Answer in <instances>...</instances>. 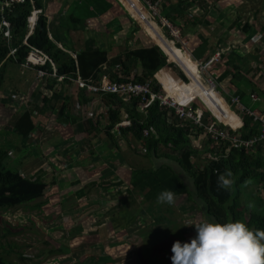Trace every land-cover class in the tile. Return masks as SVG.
<instances>
[{"label":"crops","instance_id":"1","mask_svg":"<svg viewBox=\"0 0 264 264\" xmlns=\"http://www.w3.org/2000/svg\"><path fill=\"white\" fill-rule=\"evenodd\" d=\"M143 2V7L150 13V6L153 3L148 0ZM43 4L46 16L49 18L50 38L61 51L69 54L77 62L79 57H83L94 51H100L106 54V60H97V66L88 70L87 76H85L84 70L82 74L78 70L80 79L86 82L101 83L103 80H106L107 82L114 83L118 79L126 82L128 79H136V76L140 78L144 77L141 75L143 68L140 63H133V66L130 63L123 64L125 69H130L128 72L123 69V65L117 67L112 63L121 58L127 62V55L129 53L151 46L155 47L157 43L155 42V38L166 52L168 48L175 52V57L171 56V58L177 65L182 67L177 61L178 58L184 64L185 68H187L185 61L173 48L171 43L167 42L155 27L154 30L150 28L148 21L152 20L146 15L144 20L143 12L138 7L135 8L137 10L135 12L128 3L134 16L138 14L140 18L142 16L143 19H141L143 22L146 21V23L144 22L145 25L140 23L141 21L139 22L135 18L136 16L134 17L120 0H44ZM205 6L208 12L207 14L209 15L208 20L206 16L204 18L199 13L200 9ZM159 10V18H155L154 20L159 26L165 27L170 25L172 26L171 29L178 30L179 42L174 43L172 40L171 42L174 47H180V53H182L185 60L194 69L195 74L190 71L191 75L199 82L201 88L194 83L190 75L186 72L189 78L185 75L184 70L182 71L183 67L180 70L175 66L188 79L189 87L191 86L197 96L201 97L202 90L207 91L212 100L219 103L227 113V120L222 121L223 123L218 122L219 124L217 125L229 129L232 123L236 124L238 131L241 133L250 134L253 131L260 132L261 122L256 119H251L253 117H250L247 112L250 111L257 116H264V0H162L159 4ZM162 12L165 15L164 17L162 16ZM172 14H174L173 17H170ZM146 26L148 28H145ZM145 29H149L154 36L150 32H146ZM166 36H169V34H166ZM160 38H162V41ZM203 38L206 40L204 43ZM184 47H186V50H184ZM218 55L222 56L221 63L210 70L217 81L216 93L204 84L203 77L198 70L202 65L208 63L213 57ZM167 59L169 64L174 65L170 63L169 58ZM20 68L30 70L21 66ZM126 73H129L128 77ZM67 82H63L61 85L67 84L66 88H73L72 83ZM159 90L174 100L175 98H183V93L181 94V91L174 86L166 84ZM66 94H68L67 91ZM80 94V107L82 111L86 109L90 110V116L93 121L89 118L92 124L87 123L95 131L91 132L87 126L82 130L78 123L71 124L59 117L58 120L61 125L76 128L80 132L74 136L63 133L62 137L60 134L50 141V148L47 151V155L52 163L50 165V168H52L51 171L55 173L48 172L46 169L41 171L39 175H42L48 187L44 197L29 203L30 208L34 216H44L45 220L53 221L49 225H52V228L55 229L61 228V222L56 223V221L58 219L61 220L65 216L64 207L67 208L66 205L70 202L72 205L74 204V207L77 205L80 207L85 206L83 209L80 208V211L89 215V218H95L97 216L99 221H101V218L104 216V220L107 222L104 225L108 226L111 230H130L133 233L134 230L131 229L139 220L137 216L140 213H146L150 210L148 209L149 207H145L146 209L139 208V212L136 213V211L131 209L133 205L132 201L145 200L143 201L145 204L147 202L151 205L160 204L155 202L157 195L148 194L149 190L144 191L141 189L140 193H137L139 188H136V183L142 184L141 175L138 176V173L141 174L145 170H155L167 163L164 164V156L155 157V155H152L151 157L154 158L155 162L157 163V160L162 161V165L155 168H148L145 164H141L140 168H137L135 164L137 161L135 159L138 157L134 156V150H136L137 145L141 144L143 147L144 145L135 139L132 133L124 134V129L129 126H125L123 130L121 129V133L117 128L112 130L113 133L111 131L107 132L104 129L102 131V128L107 126L110 121L105 119V117L108 118L107 110L110 107L117 109V104L114 102L110 104L106 101L108 97H94L85 91H81ZM254 96L258 97L260 101L254 102ZM66 97L69 99L68 96ZM237 99L239 100V105L236 106L233 104V101ZM126 100V98L120 100L124 106L121 104L118 105L120 107L118 109L124 113V118L127 114V109H130L128 105H131L127 104L125 102ZM85 101L89 102L87 104L82 103ZM65 102L66 100L63 99L57 103L58 108L54 109L56 115L60 111V106ZM198 106L201 107L199 104ZM203 108H198L196 114L204 122L209 123L207 119L208 113ZM211 110L215 114L216 119L217 117L224 119L215 110ZM70 114H72L71 111ZM78 118L82 122L84 121L83 118ZM245 118L253 120V124L247 127L246 130H244L243 124ZM167 122H169L168 119ZM169 123L183 125L176 120L170 121ZM35 130L39 133L38 126ZM195 130V134L191 136V145L198 152L199 144H197V141L199 138H202L204 145L206 142L207 148L206 150H201L203 147L201 145L200 150L205 151L204 158L206 160L197 161L193 159L196 155L191 158L192 161L202 162L204 166L210 160H215V157L218 155L211 154L208 151L209 136L203 131L199 132V129ZM28 138H30L32 144L33 134L31 133L28 137L20 139L21 144L19 148H16V151H32L33 153L38 151L39 153L41 149L40 140H36V145L32 146ZM11 150L14 149L11 148ZM11 150L9 152L10 154H12ZM89 152L92 155L86 157ZM164 153H166L165 149L161 148L160 154ZM169 153L179 156L178 152L170 151ZM41 156L37 157L40 158ZM90 159L93 161L90 162ZM14 162L15 164L20 163V159L18 162V156L14 159ZM170 166L180 175L182 180V172L179 167L175 164ZM15 170L20 171L18 167ZM21 176L25 178L31 177L23 176L22 174ZM190 184L193 187L192 180ZM51 186H53L52 192ZM158 192L160 193L161 191L159 190ZM183 195L175 194V200H182ZM45 197L50 200H43ZM98 227L100 228L101 226ZM84 228L82 226L79 227L83 231ZM58 230L54 231V235L58 233L56 235L57 237H66L65 232L60 233ZM71 233L67 237L74 235ZM114 235L111 236L112 239H116ZM73 247L74 249H72ZM79 247L71 243L70 248H68L71 249V254H76L75 250H79ZM97 249L101 253L105 252V248L103 247ZM97 249L94 248L93 250L96 251ZM80 250L85 251L86 254L92 253L90 250H85L84 248ZM108 250L111 251V248ZM99 258L95 257L94 261L98 262ZM68 259L72 260L73 257L69 255L60 261L62 263L63 260Z\"/></svg>","mask_w":264,"mask_h":264},{"label":"trees","instance_id":"2","mask_svg":"<svg viewBox=\"0 0 264 264\" xmlns=\"http://www.w3.org/2000/svg\"><path fill=\"white\" fill-rule=\"evenodd\" d=\"M10 1L11 0H0V29H2L3 22L6 21L13 32L16 53L14 57H9L10 50L7 47V38L2 37L0 31V93H2L7 81V71L13 68L20 69V65L26 62L22 67L37 71V73L41 72L45 74L47 84L50 83L54 89L53 93L46 96L43 101L44 108L41 109V111L42 113H46L50 109H55L54 106L61 100L64 99L68 102L66 97L67 94L64 89L67 84L61 85L63 83L62 79H79L80 75L78 74V70L81 74L84 70V74L87 76L88 70L97 66V60H106V54L100 51H94L83 57H79L77 62L69 54L61 51L50 38L49 18L45 13L44 0H15L13 3ZM134 1L137 7L142 10L143 14L154 22V27L161 33L163 38L171 43L173 48L179 53L185 61L189 71L195 74L192 66L185 60L182 53H180V47H174L173 43L170 41L171 39L168 36H166L167 38L164 36L159 25L152 15L145 10L141 2L139 0ZM148 1L154 5L162 2V0ZM7 2H10L9 6H5ZM35 10L44 11L40 14L39 20L38 13L35 12ZM135 16L140 19L139 21H142L138 14H135ZM30 19L32 28L38 20L36 29L32 35ZM19 35L21 36L20 42L15 38ZM204 42H206V40L203 38V43ZM157 45L162 48L171 62H175L159 42H157ZM11 58H13L15 62ZM47 58L54 63L57 68V73L55 72L53 64L51 61H48ZM125 63H130L132 66L134 65L133 63L141 64L144 70V77L140 78L136 76V82L145 83L149 79L154 80V90L156 92L160 91L159 89L166 84L174 86L181 91V94L183 93V98H175V101L180 105L193 108L194 112H196L198 108L204 107L203 109L212 117V119L209 120V124L216 122V124H219L222 122L216 119L203 103H201L196 92L192 90L191 86L189 87L188 79L175 65L168 63V59L156 46L131 52L127 55V62L121 58L114 61L112 64L118 67ZM10 65L15 66L10 67ZM123 69H125L124 65ZM125 70L127 72L130 71L128 68ZM55 74L57 77H55ZM128 74L129 73H126L127 77ZM197 79L201 81L198 77ZM116 81L118 83L125 82L122 79ZM114 100H117V98L108 97L106 99L110 104H112ZM88 102L89 101H85L82 103L87 104ZM120 104L124 106L121 101ZM198 104L201 105V107L198 106ZM118 108L120 107L117 106L116 110H109V112H107V117L110 120L109 124L106 126L107 132L111 131L112 133L114 127L124 118V113ZM124 108L126 109V107ZM127 113L130 114L132 118V125L124 129V134L129 132L132 133L135 139L142 142L149 156H164L163 158L165 160L176 163L182 170V174L185 172L193 181V188H191L183 179V181L181 180L180 175L177 174L170 165L165 164L155 170L143 171V174L145 173L143 179H141L143 186L137 182L136 188H140L144 191L149 190V195L155 194L157 196L159 190L162 191L166 189L172 190L175 194L186 193L189 200L197 201L198 205L203 207V210L206 211L208 219L210 220H215L220 223L243 221L251 229L264 230V200L259 198L258 194H256L257 200L254 202L248 200V202L244 204L240 199L242 196V189L247 185V182L250 180H256L258 184L264 182V146L256 147L254 151L249 152L245 149H231L226 142L218 144V142L209 139L208 151L211 152V154L218 155L220 159L210 160L203 166L201 163L194 160L192 161L191 158L198 153L191 145V136L195 134L196 131L193 124H171L167 122V111L160 109L157 103L155 104L152 101L143 102L141 99L134 100L132 109H127ZM58 117H60V119H65V121L71 124L78 123L82 130L85 129V120L82 122L78 117H74L70 114L67 103L60 106ZM251 119L245 118V121L243 120L244 130L253 124V120ZM87 122L92 124L89 118ZM36 128L37 123L34 120V111L27 109L26 111H22L19 117H16L10 129L14 135L23 138L28 137ZM146 128L154 129L151 135L145 137L144 130ZM198 129L199 132L203 131V128L198 127ZM229 129L232 133H239L244 138H249L259 133L258 131H253L250 134L241 133L238 131L236 124L232 123ZM11 148L14 149L10 144L0 146V212L9 209H18L23 205H27L44 197L48 187L42 175H39V173L32 177L25 178L21 176L20 171H16L15 168L9 164V152ZM161 148L167 149L168 151L164 154H160ZM221 149H223V152ZM169 151L178 152L179 156L172 155ZM228 171L232 173L229 179H231L233 183L228 188H222L218 185V177ZM140 175L141 174L138 173V176ZM155 202H157V200H155ZM166 205L167 207L169 206V204ZM155 206L161 210V207L165 205H150L148 208L150 214L155 215ZM0 264H6L1 256Z\"/></svg>","mask_w":264,"mask_h":264},{"label":"rangeland","instance_id":"3","mask_svg":"<svg viewBox=\"0 0 264 264\" xmlns=\"http://www.w3.org/2000/svg\"><path fill=\"white\" fill-rule=\"evenodd\" d=\"M205 8L206 6L200 9L199 13H201L204 18L206 16L208 20L209 15ZM173 15L174 14L170 17H173ZM162 16H165L163 12ZM156 18H159V16ZM141 23L144 24L143 21H141ZM171 27L170 25L165 27L159 26L165 37L166 34H169L172 37H168L174 43L179 42L178 38L174 37L173 31L170 29ZM145 28L148 27L146 26ZM147 30L146 32H150V34L154 36L150 30ZM0 31L2 37L7 38L9 42L7 46L10 50L9 52L14 53L16 48L13 36L6 34L2 29H0ZM15 38L20 42V35ZM155 42H158L156 38ZM185 48L186 47H184V50H186ZM11 59L15 62L13 58ZM24 64H26V62ZM24 64L19 65L22 67ZM13 66L15 65H10V67ZM141 75L144 76L143 69ZM209 80L207 75L203 76L205 85L210 86ZM53 91L54 89L51 84H47V81L39 76L37 71H30L22 68H13L7 71V81L2 93H0V146L10 144V146L14 147V150H11L12 154H9V164L13 166V168L18 167V169L27 176L32 177L38 173L40 174L41 171L45 169L48 172L55 173L51 171L52 168H50V165H52V163L47 155V151L50 148V141L60 134L62 137L63 133L74 136L80 132L76 130V128L74 129L72 127H64L63 124L61 125L58 120L59 117L55 114L54 109L42 113L41 109L44 108L43 101L45 97L51 95ZM66 91L69 99L68 102L65 103L68 104L69 111H71L74 116L83 118L86 123L85 126H87L91 132H94L95 130L91 129V126L87 123L88 118L93 121L90 116V110L86 109L82 111L80 107L81 100H79V96L82 94H80L82 90L74 86L73 88H65V92ZM57 106L58 104H56L54 108L57 109ZM27 109L34 111V120L39 128V139H37L41 142L39 153L38 151L34 153L32 151H16V148L20 147L21 138L20 136L14 135L10 129L16 117H19L20 113ZM105 119L109 120L106 117ZM207 119L211 120L212 117L208 115ZM103 129L106 130V126L102 128V131ZM197 144H199V151L193 159L200 161L206 160L204 158L205 151H201L206 150V142L204 145L202 138H199ZM201 145L203 146L202 148ZM165 151L167 152L168 150L165 149ZM40 155H42L40 158L37 157ZM90 155H92L91 152L87 153L86 157H90ZM16 156H18V162L20 159L19 164H15L14 162ZM134 156L138 157L135 159L137 161L135 162L137 168H140L141 164H145L148 168H155L162 165V161L157 160L156 163L153 157L147 155L146 150L141 144L136 146ZM89 161L92 162L93 160L90 159ZM165 163L176 165L174 162L164 160V164ZM199 163L202 164V162ZM144 174L141 172L142 179ZM59 176H61V174H59ZM182 178L187 185H191L192 178L188 174L184 172ZM52 187L53 186H51V192ZM140 191L141 189L139 188L137 193H140ZM256 194H258L259 198L264 200V182L258 184L256 180H250L247 182V185L243 187L240 199L244 204H246L248 200L254 202L257 200ZM46 199L48 198L45 197L43 200ZM143 201L145 200H133L131 209L137 213L139 212V208L146 209L145 207H150V203L147 202V204H145ZM164 205V207H161V210L155 206V215H150V211L140 213V215L137 216L139 220L131 229L134 230L133 233H131L132 231L130 230H111L108 226L104 225L107 223L106 220H104V216L101 218V221H99L97 216L95 218H89V215L80 211V208L83 209L85 206L80 207L77 205L74 207V204L72 205L70 202L66 205L67 208L64 207L65 216L61 218V220H55L56 223L59 221L61 222V228L55 229L52 228V225H49L53 221L45 220L44 216H34L30 204L23 205L18 209L5 210L0 212V256L6 264H172L171 256L173 253L171 249L174 242L177 240L181 242L189 241L196 234L195 224L211 220L208 219V215L206 211L203 210V207H200L197 201L189 200L187 194L183 195L182 200H175V202L168 207L166 204ZM70 207L72 208L70 209ZM80 226L83 228L85 227L84 231L79 229ZM98 226L101 227L99 228ZM55 230H58L60 233L65 232L66 237H57L56 235L58 233L54 235ZM70 233L76 236L67 237ZM112 235L116 236V239H112ZM71 243L80 246L78 248L79 250H75L76 254H71V249H69ZM101 247L105 248L104 253L99 252V249H97ZM83 248L85 250H90L92 253L86 254L85 251L80 250ZM94 248L97 250H93ZM109 248H111V251L108 250ZM72 249H74V247ZM63 251L65 252L63 253ZM68 251H70V253H68ZM69 255H71L73 259L63 260L61 263L60 260ZM95 257H100L98 262L94 261Z\"/></svg>","mask_w":264,"mask_h":264},{"label":"bare ground","instance_id":"4","mask_svg":"<svg viewBox=\"0 0 264 264\" xmlns=\"http://www.w3.org/2000/svg\"><path fill=\"white\" fill-rule=\"evenodd\" d=\"M120 1L128 8L130 13L134 16V14L132 13L131 8L127 4V2L132 6L134 11L137 12V10L135 9V8H137V5H136L135 1L134 0H120ZM139 1L141 2V4H143L144 3L143 1H146V0H139ZM10 2L13 3V2H15V0H11ZM10 2L5 3V6H9ZM150 7H151L150 8V14L155 19L160 14L159 3L156 4V5L151 4ZM35 12L38 13V20H39L40 14L42 13V11L36 10ZM35 12H34V14H35ZM142 15H143V18L145 20L146 16L143 13H142ZM141 18H142V16H141ZM38 20H37V23H38ZM137 20L139 21L140 19L137 18ZM144 22L146 23V21H144ZM37 23L32 28V23H31V19H30L31 35L35 31ZM148 25L150 26V28L152 30H154V24H153L152 21H148ZM2 30L4 32H6V34H9V35L13 36V32L11 31V29H10V27H9V25H8V23L6 21H4L3 24H2ZM172 31H173L174 37L178 38L179 37L178 30L172 28ZM160 40L162 41V38H160ZM7 43H9L8 40H7ZM156 46L168 58L166 53L162 50V48L160 46L157 45V43H156ZM167 52H168V54L170 56L175 57V54H174L175 52L172 49L168 48ZM15 53H16V49H15L14 53L13 52L10 53L9 57H14ZM47 60L51 61L49 58H47ZM221 60H222V56L221 55L213 57L208 63L202 65L199 68V70H198L202 77L204 75L208 76V78L210 79L209 80L210 81V86H208V87L211 88L216 93H217V81H216L215 77H213L212 72H210V70L213 67H215L218 64H220ZM177 61H178V63H180V65L183 67V69H182V67L177 65L175 62H171L170 61V63L176 65L180 70L181 69H182V71L184 70L183 72L184 73L186 72L188 75H190V77L192 78L194 83L196 85H198V87L201 88L199 82L195 79V77L193 75H191L189 69L185 68L184 64L178 58H177ZM51 63L53 64L55 72L57 73V69H56L54 63L52 61H51ZM186 73H185V75H186ZM41 74H43V73H41V72L38 73L39 76H41ZM135 75H137V73H135ZM188 75H186V76H188ZM55 77H57L56 74H55ZM43 78L45 80V78H46L45 74H44ZM62 80H63V82L64 81L71 82L73 87L74 86L78 87V84H77L78 81H82L83 83H85V85L93 84L92 82H86L85 80L80 79V77L77 80L73 79V78L62 79ZM101 84H102L103 87H107V86H122V85L134 84L135 86H140V87H144V88L148 89V93H142V94H132V93H129V94H109V93H103L102 92L101 94H98V95L94 96V97H116L117 100H114L113 102L116 103L117 106L120 105V100L124 99V98L127 99L125 101L127 104H131V105H128V107H130V109H132L133 101L136 100V99H141L143 102L152 101L155 104L157 103V105L159 106L160 109L167 111V113H168L167 117H168V121L169 122L173 121V120H176L177 122L182 123L183 125H187L188 123H191V124H193L195 126L194 127L195 129H198V127L203 128V132H205L209 136L210 139H212L213 141L218 142V144H221V142H226V144H228L229 147H231V149L232 148L245 149V150H247L249 152L254 151L256 149V147L264 146V137H263V134H264V116H257V115H255V113L250 112V111L247 112L250 117H253L254 119H256V120L261 122V130H260V132L258 134L250 136L249 138H244L240 134L232 133L230 131V129L223 128L220 125L218 126L216 123L209 124V123L204 122L196 114V112H194L193 108H188V107H184V106L180 105L177 101H175L174 99L168 97L162 91L156 92L154 90V80H150L149 79L145 83L136 82L134 78L128 79L126 82H123V83H118V82H114L113 83V82H109V81L107 82L106 80H103L101 82ZM82 91H85V90H82ZM201 92H202V94H201L202 98L199 97V96L198 97L200 98V100L202 101L204 106L207 109L210 107L211 109L215 110L216 113L219 116H222L224 118V119H220V118L217 117V119H219V120H221L223 122L226 121L227 120L226 118L228 116H227V113L224 111L223 107H221V105L219 103H216L215 101H213L207 91L202 90ZM163 100L170 101V102H175L176 106L178 108H180V113H177V108H173V107H171V106H169L167 104H163ZM253 100H254V102H259L260 101L259 98L256 97V96L253 97ZM233 104L236 105V106L239 105V100L237 99V100L233 101ZM210 108L208 109L209 112L212 115H215V114H213V112H212V110ZM242 109L244 110V108H242ZM109 110H116V109H114V107H110L107 110V112H109ZM131 125H132V118L130 117V114L127 113L125 118H124V120L119 122L116 125V127H114V128H117L118 130H120V133H121V129L123 130V128L125 126H129L130 127ZM153 129L154 128H152V129L151 128H146L144 130L145 137L151 135V133L153 132ZM32 134H33V138H34L32 140V144H31L30 138H28V139H29L30 145L35 146L36 145V140L38 139V135L37 134H39V133L36 130H34L32 132ZM221 151L223 152V149H221ZM218 159H220V157L216 156L215 160H218Z\"/></svg>","mask_w":264,"mask_h":264},{"label":"clouds","instance_id":"5","mask_svg":"<svg viewBox=\"0 0 264 264\" xmlns=\"http://www.w3.org/2000/svg\"><path fill=\"white\" fill-rule=\"evenodd\" d=\"M231 176V171L221 174L218 185L230 187ZM157 202L171 205L175 202V193L162 190ZM194 226V237L174 242L172 264H264V230L251 229L243 221L220 223L211 220Z\"/></svg>","mask_w":264,"mask_h":264},{"label":"built area","instance_id":"6","mask_svg":"<svg viewBox=\"0 0 264 264\" xmlns=\"http://www.w3.org/2000/svg\"><path fill=\"white\" fill-rule=\"evenodd\" d=\"M43 77L44 74H41ZM62 81V80H60ZM78 88L80 90H85L88 94L95 96L98 94L103 93H109V94H142V93H148V89L140 86H135L134 84L129 85H122V86H107L103 87L101 83H93L91 85H85L82 81H78ZM161 99V98H160ZM163 104H167L173 108H177V113H180V108H178L175 104V102H170L163 100ZM264 137V134H263ZM20 173L23 176H27L26 174H23L21 171Z\"/></svg>","mask_w":264,"mask_h":264}]
</instances>
